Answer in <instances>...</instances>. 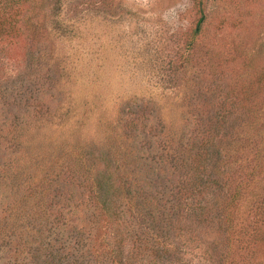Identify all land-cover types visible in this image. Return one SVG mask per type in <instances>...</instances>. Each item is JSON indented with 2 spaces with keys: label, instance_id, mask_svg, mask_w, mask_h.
Returning <instances> with one entry per match:
<instances>
[{
  "label": "rangeland",
  "instance_id": "rangeland-1",
  "mask_svg": "<svg viewBox=\"0 0 264 264\" xmlns=\"http://www.w3.org/2000/svg\"><path fill=\"white\" fill-rule=\"evenodd\" d=\"M246 111L260 155L253 144L238 154L233 184L248 187L229 237L216 210L161 231L185 173L162 159L163 142L182 146L174 166L196 164L194 148L226 147ZM263 199L264 0H0V264H84L87 236L114 214L111 232L157 227L185 264H217L219 243L225 264H264Z\"/></svg>",
  "mask_w": 264,
  "mask_h": 264
},
{
  "label": "trees",
  "instance_id": "trees-1",
  "mask_svg": "<svg viewBox=\"0 0 264 264\" xmlns=\"http://www.w3.org/2000/svg\"><path fill=\"white\" fill-rule=\"evenodd\" d=\"M202 23L203 16L200 15L196 20L193 30L195 35L199 33ZM249 117V111H246L245 116L241 119L243 121L239 123L241 131L232 132L228 135V137L221 139L220 143H223V141L228 143L227 146L224 147L225 149L217 148L216 153L212 155L213 151L210 150L211 145L207 147L204 143V148L201 149L200 146L198 149L194 148L193 156H196V164H194V162L190 159L188 163H182L179 168L174 166L173 164H175V162H173V160H176L178 155L181 156L180 152H182V149L179 148L182 146L176 145L174 140H170L171 138H167L168 140L166 139L163 142L161 150L163 154L162 159L168 161V164H171L174 170H184L185 173L182 175L178 172V178H180V180H174L171 185L173 187V191L171 192L172 196L167 203V217L163 219L165 222L162 223L161 231H163L167 226L168 229H170L171 223L168 221L175 215L181 216V219H178L180 220L179 222L189 218L196 219L198 222H204L206 218L205 215L212 213L213 210H216V219L218 220L219 228H221L220 230L229 237L228 234H230L232 230L230 214H232L231 212L237 208L239 199L241 198V192L248 187L247 183L233 184V179L237 170H241L239 161L240 157L238 154L243 152L245 144H253L256 147L254 150L256 151L257 157L260 155V149L258 148L259 143H255L252 139L253 136H255L252 131L258 120L250 121L248 120ZM132 119L135 120L136 123L137 119L141 118H139V116H135L127 119L124 121L123 127L129 128L135 124ZM252 119H254V117H252ZM237 122L238 121L235 123ZM197 126L199 127V125ZM199 131L201 130L199 129ZM197 134L200 133L195 131L194 135ZM214 142H218V139H215ZM199 160H203V163H198ZM205 162H207L208 165H206ZM118 170L119 174H116L115 176L116 182H114L115 189L113 191V195H117V199H120L128 192L127 188L129 187L130 174L127 169L125 170L122 168ZM212 170H215L218 177L212 174ZM87 171L92 175L94 173V171L92 172V170L89 169H87ZM251 177L252 174L250 173L244 175L245 180L250 179V182L253 179ZM87 182H89V184L86 185L87 191L98 187V184L94 185L95 182H91V180ZM232 185H234L233 188L231 187ZM206 190L211 194L212 200L217 201L215 206L209 205V203L205 200L202 201V198L206 197L203 195L204 193H207ZM95 194L96 193L93 191L92 196ZM172 199V203H176L177 205L171 204ZM256 202L257 201L251 202L249 206L257 209L258 207L255 204ZM257 205H259L260 209H262L261 213H263L264 201L261 200L260 202H257ZM119 216L120 215L118 214H114L110 215V217L106 219L109 221L107 222V225L103 227L104 231L102 230V237H100L97 241L95 234L98 230L96 228L92 234L87 236L89 243L87 245L88 253H86V255L84 251L83 253H80L82 249L80 250V248H78L80 250L79 255L82 256L81 259H84V264H185L182 261H178L179 258L177 259L175 252L176 248L171 249L172 246L168 243L166 245L169 248L164 247L165 243L168 241L167 238H165L166 242L164 240L159 242L161 236L163 235L159 233L160 230L157 231V227L149 232L145 227H143L140 234L129 230L126 226L119 229V231L114 230L111 232L115 223L122 218H119ZM137 216L139 215L137 214ZM182 222L180 224H182ZM154 224L157 225L158 223L155 222ZM71 249L74 250V248ZM72 250L68 249L67 251L66 249V256H71ZM213 251H215V257L218 260L217 264H225L229 254L226 251H224L223 254L221 253L220 243L216 249H213L211 252ZM179 254L180 253H178V255Z\"/></svg>",
  "mask_w": 264,
  "mask_h": 264
}]
</instances>
